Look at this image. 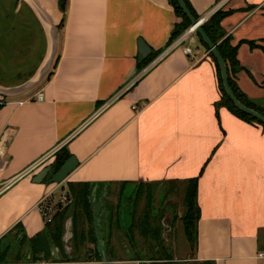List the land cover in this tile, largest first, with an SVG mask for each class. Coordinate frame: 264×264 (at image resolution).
<instances>
[{
	"label": "crops",
	"instance_id": "0c3cea01",
	"mask_svg": "<svg viewBox=\"0 0 264 264\" xmlns=\"http://www.w3.org/2000/svg\"><path fill=\"white\" fill-rule=\"evenodd\" d=\"M187 2L199 18L219 6L229 13L221 25L239 46L234 80L264 107V0ZM181 21L169 0H68L65 10L59 0H0V68L33 72L23 84L0 85V185L8 186L0 239L19 223L29 238L44 230L39 203L57 184L35 177L46 167L54 174L65 149L79 166L60 186L98 185L100 202L119 188L121 229L140 186L198 178L197 261L264 264V128L218 105L216 66L199 35L191 55L168 52Z\"/></svg>",
	"mask_w": 264,
	"mask_h": 264
},
{
	"label": "trees",
	"instance_id": "16d2710c",
	"mask_svg": "<svg viewBox=\"0 0 264 264\" xmlns=\"http://www.w3.org/2000/svg\"><path fill=\"white\" fill-rule=\"evenodd\" d=\"M190 9L192 15L198 19L199 17L194 14L187 0H184ZM68 0H59V4L65 10ZM173 6L176 15L182 19V21L175 25L171 42L175 41L186 29L191 25L190 20L186 17L183 10L180 8L177 0H169ZM228 12L218 11L209 21L203 26V30L212 43L216 46L217 50L223 57L227 64L229 73V84L236 95V97L245 106L264 115V107L259 103L248 99L238 88L237 83L234 80V76L237 70L240 68L238 61V49L239 46H232L229 37H226V33L222 28V21L228 15ZM9 31L4 30L2 35H7ZM201 40V39H200ZM202 44L203 41L201 40ZM251 48L255 47V43H250ZM205 47L209 50L207 45ZM213 62L215 63L219 86L222 92V98L219 106L226 107L230 112L236 115L238 118L248 122L256 123L264 128V124L257 119L247 115L238 108L235 107L233 102L227 96L223 88V82L221 78V72L215 57L209 53ZM153 59L150 58L144 62L141 68L147 66ZM33 76V72L9 74L3 73L0 68V85L2 86H17L27 82ZM71 157L70 153L63 149L62 153L57 157L55 164L53 165V173H57L62 165ZM153 186H157L153 189ZM91 184H68V192L71 195L73 201L72 204L66 207H59V210L54 215L51 223L45 222L44 230L36 236L29 238L22 225L17 224L9 233H7L2 239H0V264H15V263H37V262H70V261H102L98 248L88 250V258L80 259L79 250L87 242L97 245L96 229L94 226V211L92 204L89 200ZM145 190L146 195L145 194ZM182 197L185 213L181 217L183 234L189 244L192 245L194 251V264H207L200 263L196 258L197 244H198V222L201 218V211L198 204V178L189 179L187 181H167L153 185H142L136 189V194L133 198H130V209L128 224L123 227L124 234L128 239L129 244L133 250L138 254L136 246L138 242L135 238V234L139 233L147 244V249L141 250V255L138 258H130L131 260L141 261V264H146L149 261L150 264H170L173 261V256L170 253V246L166 244L164 236L166 224V212L162 207L166 199L171 195ZM144 198L145 206L141 210L139 217V204ZM171 205V202H170ZM162 211V212H160ZM73 218L74 225V238L72 252L68 253L63 241L65 234V224L68 218ZM86 217L89 224L88 231L79 228V222L81 218ZM108 229L105 232V242L107 252L108 241L113 233L112 215L109 216ZM176 220L175 213L171 217L170 229ZM119 224V222H117ZM108 240V241H107ZM57 250V256L54 255V250ZM86 254V255H87ZM141 257V259H140Z\"/></svg>",
	"mask_w": 264,
	"mask_h": 264
},
{
	"label": "rangeland",
	"instance_id": "374dc122",
	"mask_svg": "<svg viewBox=\"0 0 264 264\" xmlns=\"http://www.w3.org/2000/svg\"><path fill=\"white\" fill-rule=\"evenodd\" d=\"M38 35L37 32H35V51L36 54L42 50V48L38 49L37 47L39 45H42L39 42L38 39ZM37 48V49H36ZM40 50V51H39ZM157 186H153V189H156ZM131 189H129V191L126 194H130ZM146 190H145V194L146 195ZM60 194V193H59ZM58 194V196H59ZM57 196V197H58ZM123 196V195H122ZM56 197V198H57ZM123 198L120 196L119 194V188H115L112 189L111 191H108L106 193L103 194L102 197V227L103 229H107V223L110 220L109 216L112 215V228H113V232L110 239V245L113 246L112 248L110 247V245H108V249H109V254L108 257L110 256V258H120V259H124V258H138L139 254L141 255V250L142 249H147V244L144 239L141 237V235L139 233L135 234V238L138 242V246H136V249L138 251V254L133 250L132 246H128L127 243V238L124 234V231L121 229V227H119V224L117 223L116 220V214L118 212H120V208L119 205L121 203H123ZM171 202V205H170ZM126 203L124 202L123 205H125ZM145 206V201L144 198L141 200L140 204H139V212L137 214V217H139V214L141 213V210L144 208ZM123 207V206H122ZM97 209V206L96 208ZM122 209V208H121ZM145 209V208H144ZM163 211L166 212V219H165V224H166V229H165V239H166V244L170 246V253L173 256V261L170 264H194V251L192 249V245L189 244L183 234V227H182V222H181V217L183 216V214L185 213V208L183 205V201H182V197L179 196L178 194L176 195H171L169 196L163 207H162ZM131 211V209H129ZM162 212V211H160ZM127 213V212H126ZM131 213V212H130ZM175 213L176 215V220L173 223V226H171L170 229V223H171V217L173 216V214ZM118 215V214H117ZM89 222L87 220L86 217L81 218L80 222H79V228L80 229H84L85 231H88L89 229ZM122 242L126 243V246L128 247L125 248L124 245L122 246ZM123 247V248H122ZM94 245L89 241L87 243H85L84 246H82L79 250V257L81 260L84 258H88V254L87 251L88 250H93ZM87 254V255H86ZM141 259V257H140ZM146 264H150L149 261L145 262Z\"/></svg>",
	"mask_w": 264,
	"mask_h": 264
},
{
	"label": "water",
	"instance_id": "95a60500",
	"mask_svg": "<svg viewBox=\"0 0 264 264\" xmlns=\"http://www.w3.org/2000/svg\"><path fill=\"white\" fill-rule=\"evenodd\" d=\"M177 2L180 8L183 10L186 17L190 20L191 24H196L197 19L192 15L185 1L177 0ZM198 35L200 39L203 41V43L207 45L210 53L215 57L217 64L219 66L220 72H221V78L223 82L224 91L227 94V96L230 98V100L233 102L235 107L264 124V115L245 106L243 103L240 102V100L236 97V95L232 91L230 84H229V73H228L227 64L225 63L219 51L217 50L216 46L212 43V41L209 39V37L204 32L203 27H200L198 29ZM147 57H148V54L146 55L142 54L143 59H146ZM78 166H79V163L76 160V158L71 157L62 165L60 170L55 174H52L51 167H46L35 177V182L39 184L43 183L44 180H46V178L49 175H52L50 179L51 184H63L66 181V179L70 176V174L73 173L77 169ZM97 191H98V185L92 184V188L90 189V194H89V200H90V203L95 206V208L97 206V209L94 210V226L96 229L97 248L101 256V260L103 262H106L109 260V257H108V252L106 248V242H105V232L102 229V214H103L102 208L103 207H102V203L98 199H96L98 195ZM73 238H74V225H73V218L70 217L66 221L65 234L63 237V241L65 243V247L68 253L72 252Z\"/></svg>",
	"mask_w": 264,
	"mask_h": 264
},
{
	"label": "built area",
	"instance_id": "2783aa9c",
	"mask_svg": "<svg viewBox=\"0 0 264 264\" xmlns=\"http://www.w3.org/2000/svg\"><path fill=\"white\" fill-rule=\"evenodd\" d=\"M219 6L214 11H211V13L204 15L203 17H200L197 19L196 24H191L186 31L181 34L175 41L171 42L168 48V52L178 48L183 47V51L186 55L192 54V46L196 44L198 37V29L200 27H203L209 19L218 12ZM165 54H162L161 56L157 57V59L151 61L149 65L147 66L146 70L151 69L154 67L164 56ZM38 99H43V94L38 95ZM7 185H0V195L7 189ZM60 191L59 196L56 198L54 195ZM72 197L68 192V189L61 187L60 184H57L56 188H54L53 191H51L48 195H46L39 203L40 211L44 217V221L46 223H51L53 220L54 215L59 210V207H66L72 204Z\"/></svg>",
	"mask_w": 264,
	"mask_h": 264
}]
</instances>
